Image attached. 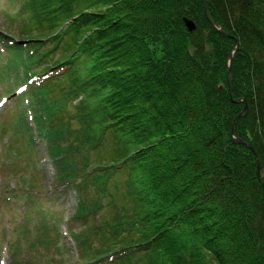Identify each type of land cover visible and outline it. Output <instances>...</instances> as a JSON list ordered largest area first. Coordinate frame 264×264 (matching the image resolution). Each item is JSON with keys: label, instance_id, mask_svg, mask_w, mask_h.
<instances>
[{"label": "trees", "instance_id": "1", "mask_svg": "<svg viewBox=\"0 0 264 264\" xmlns=\"http://www.w3.org/2000/svg\"><path fill=\"white\" fill-rule=\"evenodd\" d=\"M17 1L23 43L0 35L11 47L0 70L23 71L56 180L75 189L72 219L88 225L73 234L82 264H264V186L253 152L231 140L243 104L219 81L234 42L209 24L201 0ZM207 7L238 42L233 58L251 90L232 86L248 104L235 134L254 148L264 180V0ZM205 30L227 44L220 62L205 52Z\"/></svg>", "mask_w": 264, "mask_h": 264}, {"label": "rangeland", "instance_id": "2", "mask_svg": "<svg viewBox=\"0 0 264 264\" xmlns=\"http://www.w3.org/2000/svg\"><path fill=\"white\" fill-rule=\"evenodd\" d=\"M21 7L22 4L17 0H0V35L5 38L11 37L18 43L22 42V25L27 15ZM204 36L205 52L220 62L219 54L227 48V44L210 31L205 30ZM163 40L165 38L161 36L154 42L152 48L156 53L154 57L164 56ZM10 49L6 41L1 44L0 53L2 52L4 56L0 54V68L5 67L8 62L5 55H8ZM216 50L219 51L217 54L214 53ZM240 57L241 55H237L232 58L234 63L232 62L230 85L239 93L247 95L251 89L246 80L247 70L243 69ZM35 68L38 70V66ZM42 68L39 67L40 70ZM22 74L20 68L0 70V264H59L61 260L64 264H82L80 254L83 247H79L75 239L72 240L68 235L74 238L73 234H81L88 226L84 222L72 219L77 204L75 189L67 188L65 182H59L53 176L52 161L45 151L42 137L34 131V126L27 120L24 121L31 129L29 134L35 138L32 145L27 139V132L25 133L20 126L19 115L24 113V117L26 116L25 111L22 113L23 101H14L13 95L17 94L18 89L25 83ZM223 79L227 82L225 73H220L219 81L223 82ZM67 107L71 108V105ZM236 124L234 134L237 131ZM235 137L242 140L236 134ZM111 142L112 140L108 139V143L101 147L99 153L101 157L108 155L113 144ZM246 144L233 143L234 146L250 149ZM236 148L234 150L237 151L239 148ZM239 151L243 153L242 149ZM95 154L94 151L90 152V158H95L97 156ZM33 163L37 164L36 169ZM119 177L123 179L122 176ZM8 185L13 191L11 192L13 200L7 198ZM112 213L107 209L99 211L97 215L101 217ZM87 246L88 249H93L97 246V241L93 238L90 243L87 242Z\"/></svg>", "mask_w": 264, "mask_h": 264}, {"label": "water", "instance_id": "3", "mask_svg": "<svg viewBox=\"0 0 264 264\" xmlns=\"http://www.w3.org/2000/svg\"><path fill=\"white\" fill-rule=\"evenodd\" d=\"M202 2V8H203V11H204V14H205V17L206 19L208 20L209 24L220 34H222L223 36L227 37V38H230L233 40V46L231 48V50L228 52V54L226 55V59H227V64H228V72H227V85H228V92L230 94V99L232 102L236 103V104H240L242 103L243 104V108L241 110V112L235 117L234 121H233V125H232V129H231V132H230V135L232 137V142L236 145L238 144H246L245 142H243L242 140L240 139H237L235 137V134H234V128H235V124L237 122V120L243 116L246 115L247 111H248V104L247 102L245 101V99H242V98H238V99H234L233 98V93H232V89H231V85H230V77H231V73H232V58H233V54H234V50L237 48L238 46V42L236 39H234L232 36H230L228 33L225 32V30L223 29V27L221 25H216L211 17H210V14H209V11H208V7H207V0H201ZM184 24H185V27L187 28L188 31H193L195 29V25L193 23L192 20H189L187 18L184 19ZM254 153L255 157H256V163H257V177H258V180L260 182V184L262 186H264V181H263V178H262V175H261V172H260V163H259V159L257 157V154L254 152L253 148L251 145L249 144H246Z\"/></svg>", "mask_w": 264, "mask_h": 264}, {"label": "bare ground", "instance_id": "4", "mask_svg": "<svg viewBox=\"0 0 264 264\" xmlns=\"http://www.w3.org/2000/svg\"><path fill=\"white\" fill-rule=\"evenodd\" d=\"M194 23V22H193ZM194 25H195V23H194ZM195 27H196V25H195ZM187 29V28H186ZM195 30V29H194ZM193 30V31H194ZM189 32H192V31H189ZM227 38V37H226ZM234 55V54H233ZM232 89V88H231ZM246 101V100H245ZM234 103V102H233ZM241 112V111H240ZM244 117V116H243ZM243 117H241V118H243ZM241 118H239V119H241ZM254 154V153H253ZM264 181V180H263Z\"/></svg>", "mask_w": 264, "mask_h": 264}]
</instances>
